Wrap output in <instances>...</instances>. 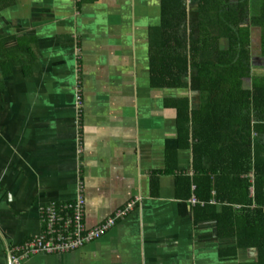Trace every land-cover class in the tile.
I'll return each instance as SVG.
<instances>
[{
	"label": "crops",
	"instance_id": "crops-1",
	"mask_svg": "<svg viewBox=\"0 0 264 264\" xmlns=\"http://www.w3.org/2000/svg\"><path fill=\"white\" fill-rule=\"evenodd\" d=\"M160 1L0 0V53L11 49L17 60L34 59L19 62L9 77L0 69V264H8V246L39 233V207L72 201L78 182L87 227L131 207L83 247L35 253L23 264L249 259L246 250L235 260L219 256L235 239L218 237L214 220L195 222L193 207L203 202L176 196L175 174L163 171L166 151L177 149L178 170L194 175L192 146L178 147L176 110L165 106V98L186 95L190 108L198 109L201 97L150 84L148 32L160 24ZM251 69L264 76L259 52ZM76 84H82L79 105Z\"/></svg>",
	"mask_w": 264,
	"mask_h": 264
},
{
	"label": "trees",
	"instance_id": "trees-1",
	"mask_svg": "<svg viewBox=\"0 0 264 264\" xmlns=\"http://www.w3.org/2000/svg\"><path fill=\"white\" fill-rule=\"evenodd\" d=\"M160 3V24L148 32L150 84L201 97L198 109L190 108L186 95L165 98V106L176 110L178 147L192 146L194 175L178 170L177 149L166 151L163 171L175 174L176 196L203 202L193 207L195 222L214 220L218 237L235 239L220 257L235 260L246 250L249 259L236 264H264V76L252 74L250 49L258 29L264 57V0ZM27 60L7 49L0 53V69L9 77L19 62L34 64L33 56ZM247 79L250 88L243 86ZM156 185L152 179V194Z\"/></svg>",
	"mask_w": 264,
	"mask_h": 264
},
{
	"label": "built area",
	"instance_id": "built-area-1",
	"mask_svg": "<svg viewBox=\"0 0 264 264\" xmlns=\"http://www.w3.org/2000/svg\"><path fill=\"white\" fill-rule=\"evenodd\" d=\"M79 1L75 0V2ZM82 189V183L78 182L77 195L72 201H49L39 207L41 224L39 233L21 244L7 247L9 264H23L26 258L35 253L61 254L81 248L112 228L131 207L129 205L118 210L114 216L108 217L95 227H87Z\"/></svg>",
	"mask_w": 264,
	"mask_h": 264
},
{
	"label": "rangeland",
	"instance_id": "rangeland-1",
	"mask_svg": "<svg viewBox=\"0 0 264 264\" xmlns=\"http://www.w3.org/2000/svg\"><path fill=\"white\" fill-rule=\"evenodd\" d=\"M252 2H253V0H252ZM254 2H255V5L256 4L258 5L259 0H254ZM188 8L189 9L195 8V3H192L190 1L188 4ZM251 34H252V44H251L250 49H251V53L253 55V54H256L260 51V47H259L260 46V31L258 29H253ZM247 82H248V80L245 81V83H247ZM81 91H82V84H81V87H79L77 85V89L76 90L74 89V101H76V104H80L81 100L79 99V97L82 96ZM78 122H79V119L75 120L76 125L78 124ZM242 254L246 255L243 251H242Z\"/></svg>",
	"mask_w": 264,
	"mask_h": 264
},
{
	"label": "flooded vegetation",
	"instance_id": "flooded-vegetation-1",
	"mask_svg": "<svg viewBox=\"0 0 264 264\" xmlns=\"http://www.w3.org/2000/svg\"><path fill=\"white\" fill-rule=\"evenodd\" d=\"M7 261H8V257H7ZM9 264V262H7Z\"/></svg>",
	"mask_w": 264,
	"mask_h": 264
}]
</instances>
